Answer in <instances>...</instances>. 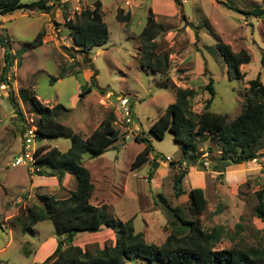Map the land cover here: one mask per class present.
Listing matches in <instances>:
<instances>
[{
  "label": "rangeland",
  "instance_id": "obj_1",
  "mask_svg": "<svg viewBox=\"0 0 264 264\" xmlns=\"http://www.w3.org/2000/svg\"><path fill=\"white\" fill-rule=\"evenodd\" d=\"M100 1L110 37L104 45L90 50L86 58L68 37L70 31L65 25L63 15L67 12L63 4H58L51 13L18 10L0 17L6 28L0 31L3 37L0 41V77L5 48L12 56V67L16 60L18 62L7 74L14 89V99L10 98L11 85L6 90L0 89V247L11 241L0 254V264H29L31 259L23 251H32L33 243L41 239L54 237L59 240L52 220L39 221L33 226L32 233L22 232L13 221L23 214L22 211L40 205V195L62 199L77 185L71 173L73 179L66 180L65 186L61 187L52 176L39 175L27 166H11L22 153L25 126L38 124L39 114L31 102L34 96L51 108L61 105L63 109L58 120L72 127L82 138H87L103 119L120 109V96L129 97L133 104L139 129L131 133L130 138H125L126 127L121 125V135L109 151L95 158L89 153L84 155V164L90 169L95 184L91 202L106 209L111 226L105 224L99 232L76 234L75 239L82 247L93 243L101 248L106 243L115 244L118 222L128 219L134 220L136 231L142 232L148 242L158 245L172 233L184 234L181 221L167 205L180 207L185 219L194 220L188 193L191 188L200 187L196 183L199 181L203 182L209 200L206 211L200 216L202 227L205 230L223 227L225 231L215 248L263 247L264 220L257 217L255 208L258 203L256 192L264 183V157L249 162L250 174L245 179V169L239 165L232 166L236 174L229 180L226 175L218 178L210 163L206 171L200 166H190L182 181L186 193L178 196L174 181L180 165L170 162L181 158L183 145L176 141L171 131H167L163 139L155 137L150 126L176 100L178 88L192 92V110L201 112L211 97L206 90L210 78L215 80L216 91L210 109L226 113L230 119L241 112L248 82L260 74L264 83V14L263 17L246 15L238 9L264 11V0H181V5L175 0ZM95 2L83 0L82 4L84 8L94 7ZM150 8L155 9V18L163 29L156 38L158 51L170 54V68L164 75L154 74L140 62L142 47L138 35L148 22ZM118 9L131 10V20H117ZM42 30L47 42L32 47L31 42ZM6 36L8 41H5ZM219 39L230 44L234 52L247 49L251 54V61L241 65L245 73L243 79L229 77L228 66L217 48ZM10 48L19 53L14 55ZM71 56L76 58L72 64L74 71L66 68ZM93 75L96 76L95 84L91 82ZM89 85L92 91L80 96ZM108 92H112V96L107 97ZM19 108L24 119L19 117ZM137 136L144 137V142L137 141ZM71 144L68 136L36 142L37 147L46 145L62 151L68 150ZM147 144L153 148L148 160L133 168L137 154ZM196 145L202 158L220 153L216 136H199ZM210 148L212 152L209 153ZM169 156L171 160H166ZM9 227L11 231H8ZM62 238L67 236L64 234ZM88 248L92 249L91 246ZM132 264L142 263L134 261Z\"/></svg>",
  "mask_w": 264,
  "mask_h": 264
},
{
  "label": "trees",
  "instance_id": "obj_2",
  "mask_svg": "<svg viewBox=\"0 0 264 264\" xmlns=\"http://www.w3.org/2000/svg\"><path fill=\"white\" fill-rule=\"evenodd\" d=\"M61 1L0 0V17L18 10L51 13L58 4H62ZM175 1L177 4H182L181 0ZM238 11L259 17H263L264 14V11L259 9L253 11L238 9ZM149 12L148 22L138 35L142 47L140 62L154 74L164 75L170 68V54L167 51H158L156 38L163 29L156 20V14L152 8ZM63 16L72 41L78 48L77 51L82 52L85 58L94 47L108 42L110 34L103 20L100 0H96L94 7L84 8L74 20L67 21V13ZM131 17V11L125 12L124 9H118L116 14L117 20L121 22H128ZM44 36L45 32L42 30L31 42V46L34 48L41 46ZM219 40L217 48L228 66L229 77L243 79L245 73L241 70V65L251 61V54L247 49L234 52L230 44ZM0 41H3L1 35ZM4 60L0 86L3 83L12 86L7 76L12 67V56L8 48H5ZM262 62L264 63V57ZM95 77V75L92 76L93 84H95ZM214 84V78H210L206 90L210 92L211 97L199 113L192 110L190 101L192 92L189 89L178 88L176 100L169 104L150 126V132L155 137L163 139L167 131H171L176 141L183 145L181 158L170 162L172 165H180L174 181L175 193L178 196L186 193L182 188V181L189 173L190 166H200L201 170L206 171L205 162L210 161L212 171L217 173L218 178H224L229 167L243 165L264 157V83L260 74L248 82L249 86L244 93L241 112L234 119H230L226 113H218L210 109L216 92ZM91 91L92 87L89 85L80 92V96ZM11 95L10 98L14 99V95ZM31 102L39 114L38 140L68 136L72 142L66 151L46 145L38 147L37 163L46 169L36 172L39 175L57 177L61 185L66 173H71L77 183L76 188L62 199L46 194L40 195V205H34L14 218L13 224L19 226L24 233H32L33 226L39 221L46 219L53 221L59 235V244L56 251L41 264H131L137 260L142 264H264V246L215 248V245L222 240L225 231L223 227H215L211 230H205L202 227L200 216L209 204L203 187H193L188 193L190 211L194 220L185 219L180 207L170 208L171 206L167 205L181 221V231L184 234L179 236L172 233L160 245L148 242L142 232H137L133 219L118 222L115 244L106 243L103 248L97 243L88 244L86 248L74 244L78 233H95L101 231L105 224L111 226L106 209L99 208L91 202L95 184L90 169L84 164V155L89 153L92 158L99 157L109 151L113 143L119 139L120 130L114 125L117 112L110 113L87 138H82L74 133L72 127L58 120L59 112L63 109L61 105L51 108L42 104L36 96L31 97ZM130 106L134 117L133 104ZM18 114L21 119H24L20 108ZM206 133L216 136L221 147L218 156L202 158V154L197 152L196 138ZM136 140L144 142V137L137 136ZM152 151V146L147 144L137 154L132 167L136 168L144 164ZM210 152H212L211 148ZM184 163L186 165L182 167ZM149 178L152 176L150 175ZM256 194L258 203L255 212L257 217L264 220V183ZM64 234L67 236L66 239L62 238ZM90 246L92 249L89 250Z\"/></svg>",
  "mask_w": 264,
  "mask_h": 264
},
{
  "label": "built area",
  "instance_id": "obj_3",
  "mask_svg": "<svg viewBox=\"0 0 264 264\" xmlns=\"http://www.w3.org/2000/svg\"><path fill=\"white\" fill-rule=\"evenodd\" d=\"M82 1L83 0H62L61 1V3L65 6L66 12L68 14L67 21L74 20L77 14H81L82 10L84 9ZM3 29H6V28H5L4 23L0 19V31H2ZM55 31L58 32L57 29ZM55 37H57V34H55ZM68 37L72 39L70 32H69ZM5 41H8L7 36L5 37ZM69 60H70V63L66 65L67 66L66 68L70 71H73L72 64L75 62L76 58L71 56L69 57ZM7 86L9 87V85L3 83L0 86V89L6 90ZM110 96H112V92H108L107 97H110ZM119 100H120V109L117 110V118L114 122V125L117 128H119V126L121 125L125 126L127 132L124 134V137L130 138L132 136L131 133H134L139 128L136 125L135 118L132 115L129 97L120 96ZM129 126H132V128H130ZM23 140H24V145H23L22 153L11 162V166L13 167L27 166L29 167L31 171H41L42 167L38 165L37 155H36V152L38 149L36 145V142L38 140V124L33 125L30 123L25 126L23 130ZM166 160H171V157L170 156L167 157ZM205 164L206 166H209V162H205Z\"/></svg>",
  "mask_w": 264,
  "mask_h": 264
},
{
  "label": "crops",
  "instance_id": "obj_4",
  "mask_svg": "<svg viewBox=\"0 0 264 264\" xmlns=\"http://www.w3.org/2000/svg\"><path fill=\"white\" fill-rule=\"evenodd\" d=\"M153 9V8H152ZM131 11V10H130ZM153 12H155V9H153ZM11 15V14H10ZM44 38V37H43ZM47 41H46V39H43V43H42V45L41 46H43L45 43H46ZM40 47V46H39ZM10 50H12L13 51V53H14V55H16L17 53H19V52H15V50L13 49V48H10ZM16 62H17V60H16ZM16 62H15V65H16ZM18 63V62H17ZM15 65H13V67H11L12 69H14V67H15ZM206 134H208V133H206ZM210 135V134H209ZM264 151V150H263ZM248 164H249V162H247V163H244L243 165H239V167L241 168V169H245V173H244V179L250 174V173H248L249 171H248V169H247V167H248ZM232 168V166L231 167H229L228 168V171L225 173V175H226V179L227 180H229L230 179V177L232 176V175H235L236 173L235 172H233L234 170L233 169H231ZM233 170V171H232ZM250 171H253V170H250ZM235 173V174H234ZM251 173H253V172H251ZM217 174V173H216ZM73 175H70L69 173H66V175H65V177H64V180H63V182H62V185L59 183V181H58V179H57V177H55V176H52V178H54L55 179V182H57V184L58 185H61V187H64L65 186V181L66 180H70V179H73V177H72ZM234 177V176H233ZM197 183V186H200V187H203L204 188V184H202L203 182L202 181H199V182H196ZM239 184V182H237V185ZM236 185V186H237ZM7 224H8V222H7ZM9 226V225H8ZM10 228V227H9ZM16 228V227H15ZM16 230V229H15ZM8 231H11V228H10V230L8 229ZM22 231V230H21ZM23 232V231H22ZM10 233V235L12 234L11 232H9ZM12 235H14V234H12ZM10 242L11 241H9V242H7V244H6V246H1L0 247V254L1 253H3L4 251H6V249H7V246L10 244ZM79 242H77L76 241V239H75V241H74V244H78ZM58 241H57V239L56 238H54V237H48L47 239H41L39 242H37V243H33V245H34V248L32 249V251H23V254H25L26 255V257L27 258H29V259H31V261L29 262V264H41L42 262H44L49 256H51L55 251H56V249H57V247H58ZM78 245H80V244H78ZM81 246V245H80ZM137 261H139V260H137ZM133 263V262H132ZM131 263V264H132ZM142 263V262H141Z\"/></svg>",
  "mask_w": 264,
  "mask_h": 264
},
{
  "label": "water",
  "instance_id": "obj_5",
  "mask_svg": "<svg viewBox=\"0 0 264 264\" xmlns=\"http://www.w3.org/2000/svg\"><path fill=\"white\" fill-rule=\"evenodd\" d=\"M13 86H10V91L12 92V96L14 95V93H13Z\"/></svg>",
  "mask_w": 264,
  "mask_h": 264
}]
</instances>
